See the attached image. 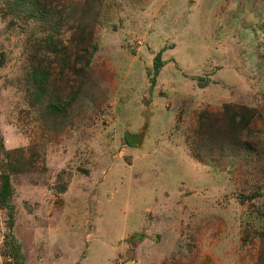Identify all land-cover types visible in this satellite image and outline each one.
Returning <instances> with one entry per match:
<instances>
[{"label": "rangeland", "instance_id": "374dc122", "mask_svg": "<svg viewBox=\"0 0 264 264\" xmlns=\"http://www.w3.org/2000/svg\"><path fill=\"white\" fill-rule=\"evenodd\" d=\"M40 3L0 0V264H264V0Z\"/></svg>", "mask_w": 264, "mask_h": 264}, {"label": "trees", "instance_id": "16d2710c", "mask_svg": "<svg viewBox=\"0 0 264 264\" xmlns=\"http://www.w3.org/2000/svg\"><path fill=\"white\" fill-rule=\"evenodd\" d=\"M14 5L16 8H18L21 12H24L27 15H32V16H37L44 24L49 26L48 20L47 19H51V17L49 16V12L47 11V9L44 7V5H42L40 3V0H14ZM92 19V18H91ZM82 33V32H80ZM79 33L78 35V43H83L84 39L83 36ZM88 52V51H87ZM153 66H154V71H153V78H152V83L155 82V77L157 76V74L159 73V69L162 66V60H161V51L157 53V55L155 56V60L153 62ZM33 78L36 80V82L38 83V89H39V93L43 94L45 92V85H46V79H45V72L40 73H35ZM201 86H204L203 83H200ZM232 115L230 116L229 120H228V124H229V128H234L236 126V131L238 134L239 129L242 128V123H237L235 118L236 116H241L242 115V111L240 109H234L231 113ZM230 133H232V135H229L230 139L229 143H233L234 140H236V138H238L233 131H231ZM226 140V139H225ZM236 144H239V141H236ZM9 185L8 182L5 181L4 184L1 187V191H0V203L4 204L5 202V198H6V194L9 192ZM262 237L264 238V233L262 235ZM13 240V241H12ZM10 242H14L15 243V250H17L19 257H22V253L20 252V244L19 242H17V240H15V238L11 235L10 238Z\"/></svg>", "mask_w": 264, "mask_h": 264}, {"label": "water", "instance_id": "95a60500", "mask_svg": "<svg viewBox=\"0 0 264 264\" xmlns=\"http://www.w3.org/2000/svg\"><path fill=\"white\" fill-rule=\"evenodd\" d=\"M126 140L130 143H133L135 141V138L132 135H127Z\"/></svg>", "mask_w": 264, "mask_h": 264}, {"label": "bare ground", "instance_id": "6f19581e", "mask_svg": "<svg viewBox=\"0 0 264 264\" xmlns=\"http://www.w3.org/2000/svg\"><path fill=\"white\" fill-rule=\"evenodd\" d=\"M128 264H130V262H128Z\"/></svg>", "mask_w": 264, "mask_h": 264}]
</instances>
